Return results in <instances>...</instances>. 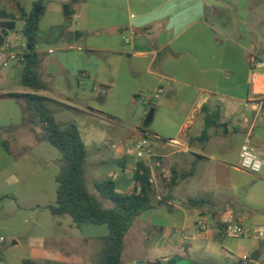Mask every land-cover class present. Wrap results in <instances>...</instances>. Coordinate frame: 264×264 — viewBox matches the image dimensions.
<instances>
[{"label": "crops", "instance_id": "1", "mask_svg": "<svg viewBox=\"0 0 264 264\" xmlns=\"http://www.w3.org/2000/svg\"><path fill=\"white\" fill-rule=\"evenodd\" d=\"M107 1L118 6V11L108 26L106 41L96 47V51L106 53V59L88 70L83 50L91 52L93 47L78 43L84 31L53 26L44 42L38 45L48 53L42 65L44 79L51 78V87L48 84L49 89L41 94L68 111L100 114L122 122L125 112L127 116L132 115L131 102L141 97L139 92L163 90L159 96L155 94L161 102L146 120L151 124L160 116V127L142 130L138 118L145 110L136 106L133 129L156 140L150 141L145 160L152 169L157 198L168 194L164 179L173 170L177 183L171 193V210L166 205L159 206L136 220L147 225L145 241L151 244L154 257L144 258L141 263L138 261L141 258L135 257L129 264H237L243 256L260 264L264 240L252 236L227 238L214 225L212 230L200 232L195 223L199 215L216 219L233 211L245 225H264V167L260 173L239 168L241 146L248 134L264 158V0ZM73 5L68 3L64 8L69 20L75 13ZM32 6L24 7L29 11ZM57 10L63 7L59 5ZM68 26H73V22ZM63 38L66 44L61 49L76 52L54 57L52 46L48 49L41 46L42 43L56 44ZM15 47L13 53L19 55L25 41L20 42L18 37ZM57 72L67 78L78 73L93 78V90L99 100L94 101L92 94H86L82 101L84 107H80L78 97L53 88ZM97 82L111 86L112 92L97 88ZM21 86L20 93H25L26 89ZM10 92L13 91L5 93ZM167 92L169 95L164 98ZM103 95L108 96L106 100ZM109 101L118 103L112 105ZM22 114L16 99L0 98V127L7 128L6 134L24 133L35 137L21 125ZM209 117L217 125L207 126ZM72 120L61 115L62 123H59H76ZM77 126L83 137L85 127ZM232 134L236 137L234 151L227 144ZM101 147L99 154L87 160L86 174L87 170H96L106 178L115 179L119 191L129 192L125 189L134 188L137 159L116 143L106 141ZM156 172L161 184L157 182ZM182 173L189 175L180 178ZM31 187L40 191L44 180H38ZM175 189L180 192L175 194ZM188 197L203 198L210 203L190 209L182 203Z\"/></svg>", "mask_w": 264, "mask_h": 264}, {"label": "rangeland", "instance_id": "2", "mask_svg": "<svg viewBox=\"0 0 264 264\" xmlns=\"http://www.w3.org/2000/svg\"><path fill=\"white\" fill-rule=\"evenodd\" d=\"M33 1L36 0H0V7L17 13L19 4L30 8ZM68 3H71V0L47 1L46 12L39 22L38 37L40 41L44 42L51 28L57 25L64 27L65 30L82 29L84 37L78 43L82 47L85 45L88 48L93 47V51L89 52L87 49L88 51L83 50V52L87 57V69H94L99 61L106 59V53L96 51V47L106 41L108 26L114 17V12L118 11V6H114L107 0L75 3L73 5L75 13L70 16L71 20H69L64 11ZM59 5L63 7V10H57ZM69 22H73V26H68ZM22 27L23 22L17 21L15 29L9 32H14L16 36L20 37V42L25 41ZM0 31L5 33L1 28ZM16 43H18V38ZM65 44L66 40L63 38L56 44L42 43L41 46L46 49L52 46L55 49L54 57L66 52L70 54L76 52L62 50L61 48ZM15 48L0 46V49H3L0 51L1 94L6 91L22 92L21 68L17 66L16 60L9 56L10 53L15 52ZM21 54L22 52H20L19 58H21ZM4 62H7V65H4ZM107 76L110 77V74ZM45 80L51 87V78L46 77ZM92 80L93 78L83 77L79 73L67 78L64 73L57 72L52 86L59 92L78 97L80 101L77 102L78 105L84 107L82 101H84L83 97H86V94H92L94 101L99 100H97V94L93 90ZM110 80L112 79L108 78V81ZM96 87L104 92L107 91L109 94L112 92L111 86H107V84L97 82ZM47 94L51 96V93ZM155 94L156 92L147 90L142 93L139 92L138 95L141 97L133 98L131 102L133 104L131 108L133 116L131 114L127 116V112L122 111L126 117L123 119L124 121H119L120 123L100 114L92 116L82 115L78 111H68L64 106L52 102L51 98L48 100V104L55 111L58 122L62 123L61 115H64L66 118L75 120L81 128L85 127L83 139L87 144L88 160L100 153L102 143H106V141L116 143L121 149L135 157L133 147L138 140L149 138L152 143L156 142L151 136H143L133 129L136 123L134 117L136 106L145 110L141 112L138 118L142 130L148 129L150 126L160 127V116L155 118L151 124L146 123L151 110L157 108L158 103L161 102V99L156 98ZM168 95L167 92L164 98H167ZM107 97V95L102 96L105 100ZM16 101L19 105L21 104L23 110L24 102ZM116 103L110 102L112 105ZM68 123L75 122L70 121ZM5 131L7 130L4 127H0V264H24V260H29L28 264H92L101 247L99 238L108 233L107 225L85 224L79 228L70 215H54L49 208V206L56 204L58 184L55 177L59 172L62 159L61 152L49 142H37L34 135L18 133L8 136ZM235 139L236 137L232 134L227 141L228 146L232 148L230 151H234ZM4 141H7L8 149L4 145ZM105 147L106 145L103 148L105 149ZM235 160L236 157L233 158V161ZM121 162L118 165L119 168L122 167ZM154 170L156 171L157 168L155 167ZM86 177L89 189L96 192L94 183L107 176L99 174L96 170L94 172L87 170ZM38 180H44V187L40 191L31 187V185L37 184ZM158 181L161 184L157 173ZM132 190V187L125 189L129 192ZM163 191L166 192L167 189ZM179 192L180 189H175L174 193ZM103 201L105 206L111 205L109 200L104 199ZM146 228L145 222L137 221L130 229L123 252L124 264H129L135 257L141 258L138 260L140 263L144 258L154 257L151 244L145 241ZM251 251L253 253L254 249ZM259 262L264 264V253Z\"/></svg>", "mask_w": 264, "mask_h": 264}, {"label": "trees", "instance_id": "3", "mask_svg": "<svg viewBox=\"0 0 264 264\" xmlns=\"http://www.w3.org/2000/svg\"><path fill=\"white\" fill-rule=\"evenodd\" d=\"M47 0H36L31 10L19 4L18 13L0 7V20L22 21L25 48L21 54L23 66L20 69L21 84L25 93L0 94V98H14L23 101L22 126L35 134L38 141H46L56 147L62 155L57 181L56 204L49 206L54 215L68 214L79 228L85 224L107 225L108 233L99 239L101 247L92 264H124L125 239L136 220L152 208L166 205L170 210L172 190L177 183L175 170L164 184L169 188L167 195L157 198L152 169L146 160H137L133 172L134 188L130 192L118 190L115 179L106 178L94 183L93 192L87 185L86 167L88 151L81 131L75 123L60 124L55 111L48 104V98L41 94L49 89L44 79L42 65L48 53L37 51L40 43L38 27L45 14ZM87 0H71V4ZM207 126L217 125L213 117L207 118ZM7 130V128H5ZM204 136L207 133L204 132ZM146 137H148L146 135ZM4 145L8 149L7 141ZM122 165V162H121ZM180 174V178L188 176ZM104 199L111 202L105 206ZM187 208H201L210 202L203 198L188 197L182 201ZM29 260H24L28 264Z\"/></svg>", "mask_w": 264, "mask_h": 264}, {"label": "built area", "instance_id": "4", "mask_svg": "<svg viewBox=\"0 0 264 264\" xmlns=\"http://www.w3.org/2000/svg\"><path fill=\"white\" fill-rule=\"evenodd\" d=\"M17 38L18 36H16L14 32L9 33L8 36L5 37L3 45L10 48L15 47L17 44ZM37 51L44 52L39 48V46H37ZM51 52H53V50H49V53ZM9 56L10 58L16 60L19 68L23 66L19 55L10 53ZM4 65H7V62H4ZM162 92L163 90L160 89L156 93V96H159ZM150 144L151 142L149 138H142L134 144L133 151L137 160H145L148 155ZM263 167L264 158L260 156L257 146L252 141L250 134H248L241 146L239 154V168L254 173H260ZM213 225L228 238L239 239L252 236L257 239L264 240V225H245L237 220L233 211H230L216 219L208 218L205 215H199L195 223L197 230L200 232H208L212 230ZM237 264H254V260L249 256H243L239 258Z\"/></svg>", "mask_w": 264, "mask_h": 264}, {"label": "water", "instance_id": "5", "mask_svg": "<svg viewBox=\"0 0 264 264\" xmlns=\"http://www.w3.org/2000/svg\"><path fill=\"white\" fill-rule=\"evenodd\" d=\"M0 28L5 31V33H3V32L0 31V46H2L3 43H4L5 37L8 36V34H9L10 31H12V30L15 29V22H13V21H7V20H2L0 22ZM58 28L59 27L54 28V30L52 31V33L54 34ZM152 115H153V111L150 112V114L148 116V119H150L152 117Z\"/></svg>", "mask_w": 264, "mask_h": 264}]
</instances>
